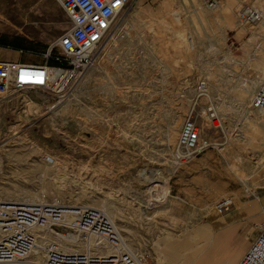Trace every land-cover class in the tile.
<instances>
[{"label":"rangeland","instance_id":"obj_1","mask_svg":"<svg viewBox=\"0 0 264 264\" xmlns=\"http://www.w3.org/2000/svg\"><path fill=\"white\" fill-rule=\"evenodd\" d=\"M244 2L218 0L211 10L201 0H135L74 96L78 80L60 102L33 91L0 98V199L98 209L147 264H165L172 249L178 264L208 249L209 237L194 234L220 219L222 198L258 209L264 115L250 106L264 19L240 22ZM257 5L264 12V0ZM68 28L56 0H0L1 50L11 45L24 61L41 62ZM200 82L208 97L197 96ZM187 116L209 145L193 157L179 146Z\"/></svg>","mask_w":264,"mask_h":264},{"label":"built area","instance_id":"obj_2","mask_svg":"<svg viewBox=\"0 0 264 264\" xmlns=\"http://www.w3.org/2000/svg\"><path fill=\"white\" fill-rule=\"evenodd\" d=\"M69 28L50 45L41 62L0 60V98L16 93L39 92L63 101L69 89L93 65L96 52L114 31L117 21L131 10L135 0H56ZM211 10L218 0H201ZM238 11L240 22L255 24L263 13L245 0ZM1 51V46H0ZM19 54L25 51L18 50ZM53 64H49V62ZM197 96L208 97L206 83L197 85ZM253 110L264 115V77L251 101ZM214 112L213 106H206ZM212 122H218L215 113ZM191 116L181 125L179 146L185 157H193L209 145ZM47 162L52 163V159ZM231 198L214 205L218 214L230 210ZM49 234L44 244L43 264H147L148 256L127 245L109 218L98 209L53 203L0 202V264L24 261L37 245L38 235ZM80 246L83 250L77 251ZM237 264H264V212L257 236Z\"/></svg>","mask_w":264,"mask_h":264},{"label":"crops","instance_id":"obj_3","mask_svg":"<svg viewBox=\"0 0 264 264\" xmlns=\"http://www.w3.org/2000/svg\"><path fill=\"white\" fill-rule=\"evenodd\" d=\"M12 49L13 47L8 45L1 50L0 60H21L16 53H12ZM259 200L258 209L252 204L239 207L233 203L229 211L220 214V219H211L205 229L194 234L198 239L209 237L208 249L198 251L196 247L193 248L192 254L186 259L183 258L180 264H237L257 236V225L261 223L264 212V196ZM164 257L165 264L179 262L175 249L167 252Z\"/></svg>","mask_w":264,"mask_h":264},{"label":"bare ground","instance_id":"obj_4","mask_svg":"<svg viewBox=\"0 0 264 264\" xmlns=\"http://www.w3.org/2000/svg\"><path fill=\"white\" fill-rule=\"evenodd\" d=\"M257 1H259V0H257ZM257 1H256V4L254 5L256 8H258L262 13H263V19H264V12L258 7V5H257ZM137 3V2H136ZM218 8V7H217ZM128 15V14H127ZM126 15V16H127ZM121 21V23H120V25H119V27H118V29H116V33L111 37V38H109V39H107L108 41H107V43L105 44V46H104V48L102 49V50H98L97 52H96V54H95V59H94V63H93V65L95 64V63H97L98 64V62L100 61V59H101V57H103L104 55H106V53H107V51H108V49H109V46L112 44V42L114 43V41H115V36H116V34L118 33V32H120L122 29H124L125 28V26H126V23H127V19H126V17H124L122 20H120ZM127 29V28H126ZM92 65V66H93ZM90 70V68L86 71V73H84L79 79H78V81H77V83H76V85L74 86V89H72V91H70V93H69V96H74V92H75V90L77 89V87L79 86V84L80 83H82L83 82V80L84 79H86V75H87V73H88V71ZM260 76L262 77L261 78V81H262V79H263V77H264V64H263V67H260ZM251 81V83L252 84H254L253 86L255 87L256 86V84H257V82L256 81H254V78L252 79V80H250ZM259 81H260V78H259ZM261 113V112H260ZM262 114V113H261ZM263 115V114H262ZM57 160V159H56ZM52 162H54V160H52ZM0 202H16V203H20V202H17V201H7V200H1L0 199ZM44 202V201H43ZM41 203V201L39 200V202H29V204H46V203ZM21 203H27L26 201H23V202H21ZM53 204H58V205H61V204H59V203H53ZM70 207H76V206H78V205H75V204H70L69 205ZM79 206H83V205H79ZM87 206V205H86ZM88 207V206H87ZM90 208V207H89ZM94 209V208H93ZM107 215V214H106ZM108 218H109V216H108ZM109 220H110V218H109ZM111 221V220H110ZM112 222V221H111ZM113 223V222H112ZM116 227V226H115ZM118 230V229H117ZM38 241H37V245H36V247L33 249V251L30 253V255L24 260V261H22V262H20V263H24V264H43V262H44V250H43V248H44V244H45V242L47 241V239L48 238H53L52 236H49V234H41V235H38ZM53 240H57V238H53ZM79 248H76L75 250H77V251H82L83 249L80 247V246H78ZM247 251V250H246ZM245 251V252H246ZM244 255V254H243ZM39 258L40 259V261L38 262V263H35L36 261H28V259L29 258ZM19 263V264H20Z\"/></svg>","mask_w":264,"mask_h":264},{"label":"trees","instance_id":"obj_5","mask_svg":"<svg viewBox=\"0 0 264 264\" xmlns=\"http://www.w3.org/2000/svg\"><path fill=\"white\" fill-rule=\"evenodd\" d=\"M49 64H53V63L50 61Z\"/></svg>","mask_w":264,"mask_h":264}]
</instances>
